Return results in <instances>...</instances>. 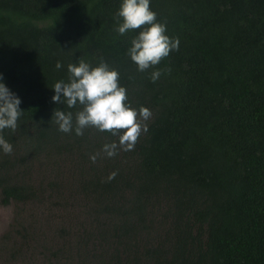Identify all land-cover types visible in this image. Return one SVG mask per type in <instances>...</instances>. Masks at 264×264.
Masks as SVG:
<instances>
[{
	"label": "trees",
	"instance_id": "obj_1",
	"mask_svg": "<svg viewBox=\"0 0 264 264\" xmlns=\"http://www.w3.org/2000/svg\"><path fill=\"white\" fill-rule=\"evenodd\" d=\"M35 164L81 264H264V0H0L2 205Z\"/></svg>",
	"mask_w": 264,
	"mask_h": 264
},
{
	"label": "rangeland",
	"instance_id": "obj_2",
	"mask_svg": "<svg viewBox=\"0 0 264 264\" xmlns=\"http://www.w3.org/2000/svg\"><path fill=\"white\" fill-rule=\"evenodd\" d=\"M51 171L34 166V186L47 191L40 204L0 203V264H81L93 250L97 252L88 235L93 219L85 202L71 199L69 191L56 197L47 185L54 178Z\"/></svg>",
	"mask_w": 264,
	"mask_h": 264
}]
</instances>
